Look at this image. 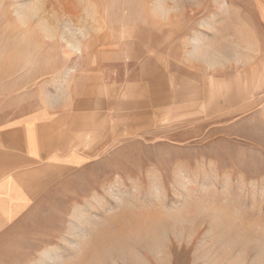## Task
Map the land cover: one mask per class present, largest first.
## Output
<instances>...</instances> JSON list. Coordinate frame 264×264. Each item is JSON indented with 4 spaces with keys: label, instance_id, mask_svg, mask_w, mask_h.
Instances as JSON below:
<instances>
[{
    "label": "rangeland",
    "instance_id": "1",
    "mask_svg": "<svg viewBox=\"0 0 264 264\" xmlns=\"http://www.w3.org/2000/svg\"><path fill=\"white\" fill-rule=\"evenodd\" d=\"M89 76L109 131L0 264H264V0H0V131Z\"/></svg>",
    "mask_w": 264,
    "mask_h": 264
},
{
    "label": "crops",
    "instance_id": "2",
    "mask_svg": "<svg viewBox=\"0 0 264 264\" xmlns=\"http://www.w3.org/2000/svg\"><path fill=\"white\" fill-rule=\"evenodd\" d=\"M97 61L88 60V71L99 66ZM94 77L98 80L97 73ZM96 80L87 77V85L76 88L80 95H74L71 87L62 99L48 96L47 108L32 110L0 131V162L1 158L4 162L0 175V234L4 236L0 245L24 221L52 180L64 178L87 163L79 150L66 146L64 133L109 131L108 95L99 101L88 85L97 84Z\"/></svg>",
    "mask_w": 264,
    "mask_h": 264
}]
</instances>
